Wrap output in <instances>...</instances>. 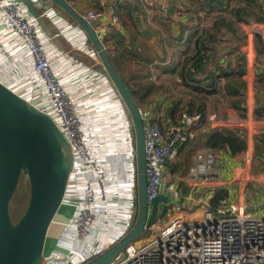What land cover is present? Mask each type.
Returning a JSON list of instances; mask_svg holds the SVG:
<instances>
[{"label":"crops","instance_id":"0c3cea01","mask_svg":"<svg viewBox=\"0 0 264 264\" xmlns=\"http://www.w3.org/2000/svg\"><path fill=\"white\" fill-rule=\"evenodd\" d=\"M67 1L82 15L88 9L100 8L97 0ZM160 1L169 6L166 14L158 9H149L139 4L140 20L142 25L151 32L150 37L144 36L137 25V13L132 0H124L121 5L122 23L120 25H114L111 17L107 15L96 27V31L111 61L118 67L129 87L139 97L144 106L143 109L150 110L154 118L164 121L166 109L174 100H178L184 109H187L189 103L194 102L193 118L216 117L221 121L220 126L204 127L193 131L189 142L181 150L179 161L182 163V176L179 177V175L176 178L181 188L187 189V194L182 201H188L189 198L195 196L210 203V199L216 192L225 191L228 198L235 201L243 200L253 216L264 218V117H255L258 100L264 101V51L262 50L264 22L215 20L214 11L203 5L204 0ZM223 1L227 2V0ZM21 2L27 14L36 22L46 41L47 54L55 73L64 81L71 96L85 112L88 118L87 130L93 137V143L94 140H99V146L94 149L102 159L106 160L108 170H112L108 173L111 184L127 182L130 178L129 163L121 167L118 155L122 146L126 144L124 138L129 128L130 115L98 52L93 48L87 32L70 15L66 13L59 15L60 7L52 0H33L45 26L29 11L22 0ZM129 2L133 4L136 25L131 18L134 13L130 10ZM236 3L238 0H230L229 7ZM180 4L183 5V10L179 9ZM261 4L264 5V0H261ZM172 6H175L174 12H171ZM208 26L231 34L228 41L221 43L224 47V55L218 57L217 63L231 62L230 66L234 70L237 68V53H244L247 33L256 31L257 35L261 36V43L256 37V81L252 89V99L247 93L244 109H238L222 101L220 97L205 100L200 92L190 86L201 85L204 78L208 76L209 70L203 68L204 65L200 67L189 60L194 54V47L193 42L189 43L186 38L189 32ZM183 31L185 36L182 38ZM148 57L152 59L149 63H147ZM207 60V63L213 60L210 52H207ZM185 63L191 66L192 79L189 80V85L183 83L179 74L180 68ZM214 66L215 64L212 63L211 67ZM0 76H3L0 79L4 83L19 94L22 90L19 92L17 87L18 83H21L23 89H30L31 96L35 98L43 96V84L37 81L28 50L22 42L15 38L13 31L8 28L1 16ZM220 84H225L224 78H221ZM35 90L37 93H34ZM90 108H93V111L90 112ZM223 127L245 129L248 133L247 149L237 155H232L227 149L222 150L219 167L221 181L212 184L190 181L186 173L189 167L196 163L197 154L208 148L206 141L209 134ZM116 134H121L122 139ZM257 145L260 146L259 150L256 149ZM81 184V176L77 181L71 180L62 206L75 205L77 198L83 196ZM73 214L72 212L71 215ZM55 221L57 222H53L49 229L46 246L50 245V248L46 251L45 247L43 264H65L71 252L67 242L62 240L67 230L61 227V234H59L60 232H55V227H53L54 224L62 225L61 222L65 221L57 217ZM166 222L161 220L160 225ZM124 230L125 228H121L115 234L120 235ZM65 245L67 247H64ZM93 245L95 244L89 243L88 248L91 249ZM99 247L97 251L101 250ZM92 250L96 252V247Z\"/></svg>","mask_w":264,"mask_h":264},{"label":"built area","instance_id":"2783aa9c","mask_svg":"<svg viewBox=\"0 0 264 264\" xmlns=\"http://www.w3.org/2000/svg\"><path fill=\"white\" fill-rule=\"evenodd\" d=\"M97 1L100 8L88 9L83 14L87 21L109 15L114 25L122 23L120 6L124 0ZM136 1L165 14L169 11V6L160 0ZM179 9L183 10L182 4ZM0 16L15 38L28 50L37 81L43 84V96L34 97L38 105L30 103L49 114L69 141L74 162L68 185L72 179L77 181L82 177L83 196L77 198L71 219L63 223L67 233L62 240L70 245L88 238L99 241L102 236L100 228L105 226L106 246L99 247L94 243L92 248L96 247V252L88 248V251L91 250V255L87 257L89 259L119 240L137 214L138 172L132 121L129 118V128L124 138L130 178L124 183L109 184L106 160L94 149L99 146V140L93 143V137L87 130L85 112L55 73L47 54L46 41L36 22L27 14L21 0H0ZM256 37V31L248 32L244 49L247 67L245 93L246 96L247 93L251 95L250 99L256 81ZM89 110L91 112L93 108ZM141 112L145 122L147 194L151 204L161 191L162 171L177 156L178 144L191 138L193 131L220 126L221 121L216 117L193 118L184 112L178 125L167 126L162 119L154 118L150 110L141 109ZM116 136L122 139L121 134ZM221 156V149L208 147L199 152L196 163L189 167L186 177L190 181H203L206 184L221 181ZM170 187L181 204L167 208L169 220L162 226V218L157 220L148 227L147 231L152 230L153 235L150 241L142 245L131 243L108 264H264V218L253 216L243 200L225 197L213 207L195 196L182 201L187 189L181 188L177 182ZM186 210L193 211L192 216L186 215ZM102 212L106 215L104 220H101ZM111 217L116 224L125 227L120 235L113 231ZM98 247L101 250L97 251ZM76 259L81 260L80 263L87 260L71 252L65 264H74Z\"/></svg>","mask_w":264,"mask_h":264},{"label":"water","instance_id":"95a60500","mask_svg":"<svg viewBox=\"0 0 264 264\" xmlns=\"http://www.w3.org/2000/svg\"><path fill=\"white\" fill-rule=\"evenodd\" d=\"M45 26L33 0H22ZM59 15H70L87 32L93 48L122 97L133 121L136 137L138 218L133 230L88 264H108L134 243L148 227L163 218L170 205L181 204L170 187L172 173L162 171L161 191L149 203L146 177L145 122L125 79L115 68L96 31L102 19L87 21L67 0H52ZM135 4L137 25L144 36L151 32L142 25L139 4ZM50 8V6L48 7ZM175 6L171 7V12ZM74 155L69 141L55 120L0 79V264H40L47 237L68 188ZM28 177L30 198L18 221L10 214V204L21 179ZM82 264V263H80Z\"/></svg>","mask_w":264,"mask_h":264},{"label":"trees","instance_id":"16d2710c","mask_svg":"<svg viewBox=\"0 0 264 264\" xmlns=\"http://www.w3.org/2000/svg\"><path fill=\"white\" fill-rule=\"evenodd\" d=\"M229 1L224 2L223 0H204L203 5L210 7L211 11H214L213 17L215 20L221 19H231L239 22L250 23L252 21L256 22H264V5L261 4V0H238V3L234 4L232 7H229ZM138 3V2H137ZM139 4V3H138ZM140 6V5H139ZM130 10L134 13L132 15V20L134 25H136L135 21V12L133 9V4L129 2ZM121 8V6H120ZM184 31L181 33V37L183 38ZM231 34L223 33L219 30L214 29V27L208 26L203 28H198L192 32H189L186 40L190 43L193 42L194 54H192L189 60L193 61V64L198 66H203V68H207L209 70L208 76L204 78L202 84L198 85H190L195 90L200 92L203 96V99H220L225 101L238 109H244L246 106V81L244 76L247 72L246 67V56L244 53H237L236 63L237 68L234 70L231 68V62H222L217 63L218 57L224 55V47L221 45L222 42L228 41ZM235 37V36H234ZM240 40V38H239ZM261 36L257 35V41L261 43ZM242 41V40H240ZM262 50L264 51V43L262 44ZM207 52H210L213 60L207 63ZM111 59V58H110ZM151 57L147 58V63L151 61ZM215 64L214 67H211V64ZM115 68L119 71L118 67L114 65ZM191 66H187V63L180 68V76L185 84H190L191 81ZM121 74V72L119 71ZM109 75V74H108ZM124 78V76L121 74ZM3 78V76H0ZM221 78L225 79V84L221 85ZM2 80V79H1ZM260 80V77H259ZM127 83V82H126ZM128 85V84H127ZM129 87V85H128ZM131 93L133 94L138 106L140 109H143L144 106L139 100V97L132 91L129 87ZM217 100V101H221ZM194 102L189 103L187 109L180 105L178 100H174L173 103L166 109L164 115L165 125L170 126L171 124L178 125L180 119L184 112L188 113L190 116L194 115ZM128 110V109H127ZM129 112V111H128ZM130 115V113H129ZM255 117L261 118L264 117V101L262 99L258 100V104L255 108ZM131 118V115H130ZM132 121V118H131ZM133 124V121H132ZM133 134L136 143L135 137V129L133 126ZM264 137V136H263ZM262 137V138H263ZM190 138L187 139L186 142L180 144L178 146L179 152L186 146L189 142ZM248 133L243 128L238 127H223L220 129L213 130L206 141V144L209 148L213 149H227L232 155H237L243 151H245L248 147ZM256 149L259 150L260 146L257 145ZM171 173H172V181L170 184L178 182L177 175L182 169V163L180 161L171 162L169 164ZM181 168V169H180ZM179 183V182H178ZM228 195L225 191H218L215 195L210 199V204L214 207L218 204L219 200L227 197ZM138 197L136 201L137 206V214L133 220L132 225L128 228L126 233L115 243L120 242L121 239L126 237L134 228L137 218H138ZM165 215V214H164ZM104 252L101 251L87 259L82 264H88Z\"/></svg>","mask_w":264,"mask_h":264},{"label":"rangeland","instance_id":"374dc122","mask_svg":"<svg viewBox=\"0 0 264 264\" xmlns=\"http://www.w3.org/2000/svg\"><path fill=\"white\" fill-rule=\"evenodd\" d=\"M18 84L19 85L17 87V90L19 92H21V90H22V93H21L22 96L25 99L29 100V102L31 101L34 104L38 105V102H35L34 97L30 95V89H23L21 87V83H18ZM34 93H37V91L35 90ZM126 148H127V144H124L122 146V149L119 152V155H118L121 167H124L125 164L126 165L128 164V160L126 158V150H125ZM177 151H178L177 152V156L174 158L173 162L179 161V159L181 157V152H179L178 147H177ZM181 171H182V169L180 170V172L178 173L177 176H179V175H180L179 177L182 176V172ZM109 172H112V170H110ZM110 180L111 179L109 178V175H107V182L109 184L111 183ZM171 181H172V179H170L169 182H171ZM29 198H30V183H29L28 177H25V178L20 180L18 188L16 190V193H15V195L13 196V198L11 200L10 214H11V217H12V219L14 221H18L22 217V215L25 213L26 208H27L28 203H29ZM73 201H75V199H73ZM74 210H76V206L75 205H72V206L71 205H69V206L68 205H63V206H61V209L59 210V212H58L56 217H57V219L66 222L72 216L71 215L72 212L73 213L75 212ZM185 214L188 215V216H192L193 211L186 210ZM167 218L169 219V215L166 214V212H165V215L163 216L162 220H164V222H166V221H168ZM104 219H106V215L102 212L101 213V220H104ZM54 222L56 223L57 221H54ZM63 223L61 222L62 225H63ZM110 223H111V227H112L113 231H115V232H117L121 228H125L122 225L116 224V222L114 221L113 217L110 218ZM56 225L57 224L53 225V227H55V232H57V233L60 232L59 234H61V227H64V225L63 226L62 225H57L56 226ZM100 229L102 231V236H100L99 241H96L93 238H88V239H86L84 241H74L73 245L72 244L71 245L68 244L69 250L73 254H78L81 258H84V257L87 258L88 256L91 255V253L88 251L89 243H96L100 247H104V244L106 246L107 237H106V234H105V231H104L105 226L101 227ZM151 232H152V230L144 232L139 238H137L134 241V243L137 244V245H142V244L147 243L153 237V235H151ZM64 247H67V245H65ZM48 248H50V245L46 246V251L48 250ZM80 262H81V260L76 259L75 264H79ZM40 264H43L42 261H41Z\"/></svg>","mask_w":264,"mask_h":264}]
</instances>
